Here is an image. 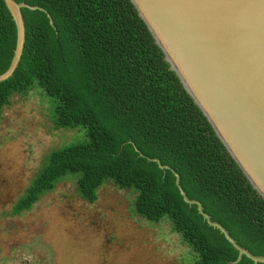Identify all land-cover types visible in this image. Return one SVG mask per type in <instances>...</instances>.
Returning <instances> with one entry per match:
<instances>
[{
    "label": "trees",
    "instance_id": "obj_1",
    "mask_svg": "<svg viewBox=\"0 0 264 264\" xmlns=\"http://www.w3.org/2000/svg\"><path fill=\"white\" fill-rule=\"evenodd\" d=\"M26 39L13 74L0 82V113L14 94L38 84L54 98V123L82 125L86 138L50 151L14 204L32 208L68 174L89 203L106 181L133 188L134 211L165 217L198 257L188 264H255L212 220L254 254L264 255V198L215 133L131 0H16ZM53 24L50 23L49 16ZM16 25L0 0V73L12 60ZM166 166V167H162ZM264 264V263H257Z\"/></svg>",
    "mask_w": 264,
    "mask_h": 264
},
{
    "label": "rangeland",
    "instance_id": "obj_2",
    "mask_svg": "<svg viewBox=\"0 0 264 264\" xmlns=\"http://www.w3.org/2000/svg\"><path fill=\"white\" fill-rule=\"evenodd\" d=\"M54 98L38 84L14 94L0 113V264H188L198 254L165 217L133 209L136 191L108 180L89 203L68 174L31 209L11 211L46 155L83 141L82 125L54 123Z\"/></svg>",
    "mask_w": 264,
    "mask_h": 264
},
{
    "label": "water",
    "instance_id": "obj_3",
    "mask_svg": "<svg viewBox=\"0 0 264 264\" xmlns=\"http://www.w3.org/2000/svg\"><path fill=\"white\" fill-rule=\"evenodd\" d=\"M16 25L14 54L0 82L17 68L26 39L22 7L4 0ZM162 49L170 68L201 109L227 151L264 198V0H131ZM49 16L50 23L53 21ZM166 167V166H162ZM207 223L255 264L264 255L238 244L228 230L204 212Z\"/></svg>",
    "mask_w": 264,
    "mask_h": 264
}]
</instances>
